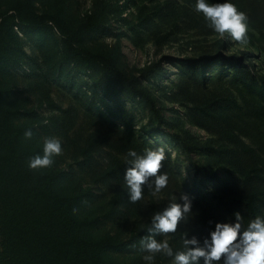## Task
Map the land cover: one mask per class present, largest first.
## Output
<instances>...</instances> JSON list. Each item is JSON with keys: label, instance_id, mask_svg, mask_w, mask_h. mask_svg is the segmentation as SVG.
Instances as JSON below:
<instances>
[{"label": "rangeland", "instance_id": "374dc122", "mask_svg": "<svg viewBox=\"0 0 264 264\" xmlns=\"http://www.w3.org/2000/svg\"><path fill=\"white\" fill-rule=\"evenodd\" d=\"M13 1L0 0L1 11ZM54 1L33 0L41 13ZM62 1L73 21L96 8L106 10V28L86 38L83 46L96 53L119 49L118 68L136 78L145 94L137 97L114 84L100 67L64 63L56 30L18 27L29 58L0 73V87L7 92L3 104L19 112L17 125L32 130L31 139L23 135L27 148L42 155L45 138L60 140L61 153L44 170L59 174L62 195L78 198L76 216L89 220V237L112 240L114 247L105 254L110 264H145L141 239L151 217L182 192L192 199V211L177 232L156 239H167L174 251L183 250L185 234L202 239L214 229L206 219V199H239L236 184L250 170L248 158L239 156L241 148L221 133L235 130L264 157V0H230L247 17L243 44L210 29L203 14L195 11V0ZM221 55L225 62L213 63L197 76L198 83L189 78L188 59ZM252 83L259 84L257 96L249 92L243 97L236 91ZM245 99L263 107L252 111ZM72 108L76 124L65 135L62 111ZM218 114L224 119L214 121ZM158 147L165 150L161 172L168 175L170 192L145 189L142 199L132 203L124 181L127 152L142 155ZM199 166H208L217 179L198 172ZM153 264H171V258L158 253Z\"/></svg>", "mask_w": 264, "mask_h": 264}, {"label": "trees", "instance_id": "16d2710c", "mask_svg": "<svg viewBox=\"0 0 264 264\" xmlns=\"http://www.w3.org/2000/svg\"><path fill=\"white\" fill-rule=\"evenodd\" d=\"M106 22V10L100 8L73 21L68 17L62 0H55L43 13L38 11L33 0H15L5 11L0 7V73L17 68L29 58L15 28L36 32H46L50 28L56 30L62 39L64 63L79 68L100 67L114 84L141 97L145 93L137 88V79L128 78L118 68L119 49L96 53L83 46L86 38L106 28ZM222 57L188 59L189 78L198 83L197 76L203 75L213 63L219 66L225 62ZM229 62L233 66L240 64L239 61ZM156 65L159 67L161 63ZM258 87V83H252L236 91L243 97L249 92L257 96ZM6 93L0 87V264H110L105 254L114 247V243L110 238L95 241L89 237V220H80L76 216L78 198L59 192V174L48 173L44 168H29L28 161L38 154L23 144L26 129L16 124L19 112L4 106ZM244 102L252 111L258 112L263 107L255 105L254 99H245ZM153 106L155 112L156 107ZM74 111V108L62 111L65 135L76 124ZM205 113V117H211ZM213 118L214 121L224 119L221 114ZM237 123H242V120ZM221 134L224 140L241 148L239 156L248 158L250 170L236 184L239 199H206V219L214 227L216 223L234 220V213L239 212L242 226L246 228L249 221L257 216L264 217V157L247 146L235 130ZM189 149L193 151L195 147ZM242 162L241 159L238 165ZM117 164L120 165L119 162ZM198 172L217 179V174L211 173L208 166H199ZM252 180L257 182L256 187ZM169 188L167 184L161 191L169 193Z\"/></svg>", "mask_w": 264, "mask_h": 264}, {"label": "clouds", "instance_id": "9594fccd", "mask_svg": "<svg viewBox=\"0 0 264 264\" xmlns=\"http://www.w3.org/2000/svg\"><path fill=\"white\" fill-rule=\"evenodd\" d=\"M195 11L203 14L208 27L215 33L222 37L227 33L241 44L246 42L247 17L230 0L216 4L209 0H195ZM32 136V130L25 132L27 139ZM61 150L58 138H45L43 154L31 158L29 168L50 167L54 162L53 157L59 155ZM127 156L124 181L130 202L140 201L145 189L156 194L167 186L168 175L161 172L165 160L163 147L146 149L142 155L129 150ZM191 211L192 199L182 192L165 208L153 214L147 233L141 239L145 264H153L158 253L171 258V264H264V217L261 216L249 221L247 227L243 228L241 214L237 212L234 213V220L216 223L214 229L202 239L185 234L183 250L180 251H174L167 239H156L157 235L177 232L178 225Z\"/></svg>", "mask_w": 264, "mask_h": 264}]
</instances>
